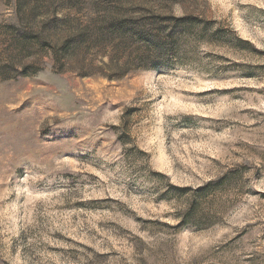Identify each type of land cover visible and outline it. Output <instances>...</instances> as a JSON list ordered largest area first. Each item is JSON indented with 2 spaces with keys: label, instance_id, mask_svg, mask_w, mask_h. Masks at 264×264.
I'll return each mask as SVG.
<instances>
[{
  "label": "rangeland",
  "instance_id": "374dc122",
  "mask_svg": "<svg viewBox=\"0 0 264 264\" xmlns=\"http://www.w3.org/2000/svg\"><path fill=\"white\" fill-rule=\"evenodd\" d=\"M18 2L0 0V264H264V0ZM111 10L172 17L176 39L120 79L38 50L15 56L36 72L2 70L15 29Z\"/></svg>",
  "mask_w": 264,
  "mask_h": 264
},
{
  "label": "trees",
  "instance_id": "16d2710c",
  "mask_svg": "<svg viewBox=\"0 0 264 264\" xmlns=\"http://www.w3.org/2000/svg\"><path fill=\"white\" fill-rule=\"evenodd\" d=\"M22 1L19 0L18 5ZM128 14L111 10L102 20H94L93 25L84 26L69 27L66 17L54 15L51 20L45 18L38 23V30L21 32L10 27L15 29L12 34L15 43L12 44L13 52L8 54L10 61H6L1 68L6 73L14 70L21 75H30L39 68V59L51 56L58 71L78 70L83 76L99 74L109 79H120L135 68L144 67L150 60H154L155 54L169 51L170 45L176 39L172 32H167L168 25L164 24L165 20H171L172 17L163 16L161 20L148 18L141 21L135 17L128 18ZM65 27L69 29H64ZM35 50H38L37 61H16L15 56L28 58ZM92 54L99 55V59L92 57ZM134 63L137 64L133 66ZM214 183L216 182L211 181L208 185L197 188L195 198L200 199L216 192H209ZM177 189L185 190V187ZM201 208L202 203H194L188 213V220L195 223L201 221ZM217 212L213 215L214 219L218 218Z\"/></svg>",
  "mask_w": 264,
  "mask_h": 264
}]
</instances>
